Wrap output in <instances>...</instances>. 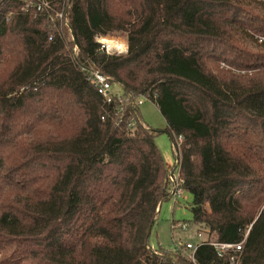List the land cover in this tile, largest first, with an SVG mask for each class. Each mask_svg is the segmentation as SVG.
I'll use <instances>...</instances> for the list:
<instances>
[{"label":"trees","instance_id":"trees-1","mask_svg":"<svg viewBox=\"0 0 264 264\" xmlns=\"http://www.w3.org/2000/svg\"><path fill=\"white\" fill-rule=\"evenodd\" d=\"M67 4L60 35L21 0L0 3V264H230L208 243L194 262L149 245L170 200L161 133L174 156L181 137L189 230L243 241L240 264H264V4ZM98 36L127 51H100ZM89 72L147 96L166 128L107 102Z\"/></svg>","mask_w":264,"mask_h":264},{"label":"built area","instance_id":"built-area-1","mask_svg":"<svg viewBox=\"0 0 264 264\" xmlns=\"http://www.w3.org/2000/svg\"><path fill=\"white\" fill-rule=\"evenodd\" d=\"M4 0H0L2 3ZM23 2V10L27 11L29 9H35L37 12L42 14H46L51 20H53L58 27L59 34L62 35V32L65 28L68 27L66 11L68 8L67 2L69 0H61L62 7L60 10L55 9L48 0H21ZM262 4H264V0H258ZM254 39L259 43L264 45V35H253ZM103 38H110V37H96V42L100 46V51L106 54L112 53H124L126 51L123 48H115L109 47L108 44L103 42ZM51 39V38H50ZM116 43H122L118 39L110 38ZM123 44V43H122ZM126 46V44H123ZM222 67L228 69L229 67L225 66L223 63L221 64ZM85 70V69H83ZM232 72L235 74L240 73L237 70L232 69ZM244 73V72H242ZM90 77L92 78L93 84L97 89L99 95H101L107 102H116L119 105H128V104H135L137 106H142L145 101H149L147 96L142 94H130L128 96H124L121 91H114L113 86L111 85L107 79L98 72H89ZM180 144H181V137H173V146L176 151L175 154V161L171 168H167L168 170V183H169V194H170V201L175 206L179 200L185 198V192L182 188V179L180 176V167H181V154H180ZM181 229V231L187 232L190 228L189 224L181 223L177 224L174 220L170 221V231L171 234L177 229ZM184 232V233H185ZM206 234H209V231H206ZM196 237L199 239V242L192 243V242H179L173 240V250L180 251L189 261L194 262V252L198 245L203 243H208L210 246L214 248L219 255H228L230 264H240L241 261V252L243 241L240 243L230 244V243H221L218 241V238L215 235H208V238L204 236V233L198 232Z\"/></svg>","mask_w":264,"mask_h":264},{"label":"rangeland","instance_id":"rangeland-1","mask_svg":"<svg viewBox=\"0 0 264 264\" xmlns=\"http://www.w3.org/2000/svg\"><path fill=\"white\" fill-rule=\"evenodd\" d=\"M113 39H118L123 44H126V40L122 36H117ZM113 90L118 92L121 91V88L115 85L113 86ZM139 112L143 121L151 128L158 130H164L166 128L167 125L164 118L156 106L150 101H145L143 105L140 106ZM156 146L162 155L166 167L171 168L174 164L175 156L169 136L166 133L158 135L156 138ZM184 195L185 198L179 200L175 206L170 200L161 204L158 219L151 230L149 238V245L152 248H157L158 245H160L164 249L173 250V240L179 242H199V239L196 237L197 233L195 234L196 228L188 230L183 235L176 231L171 234L170 231L171 220L188 223L192 219L189 211L191 197L186 193Z\"/></svg>","mask_w":264,"mask_h":264},{"label":"bare ground","instance_id":"bare-ground-1","mask_svg":"<svg viewBox=\"0 0 264 264\" xmlns=\"http://www.w3.org/2000/svg\"><path fill=\"white\" fill-rule=\"evenodd\" d=\"M103 42L105 44H108V46L111 47H115V48H120L123 44L122 43H116L113 40H110V38H103ZM121 45V46H120ZM120 46V47H119ZM122 48V47H121Z\"/></svg>","mask_w":264,"mask_h":264},{"label":"crops","instance_id":"crops-1","mask_svg":"<svg viewBox=\"0 0 264 264\" xmlns=\"http://www.w3.org/2000/svg\"><path fill=\"white\" fill-rule=\"evenodd\" d=\"M155 143H156V140H155ZM168 168V167H167ZM177 224H181V223H184V222H177L175 221ZM177 233H181L182 235L184 234L185 231H181V229L177 228L175 230ZM178 239H179V236H178ZM193 242V241H192ZM193 243H196V242H193Z\"/></svg>","mask_w":264,"mask_h":264},{"label":"clouds","instance_id":"clouds-1","mask_svg":"<svg viewBox=\"0 0 264 264\" xmlns=\"http://www.w3.org/2000/svg\"><path fill=\"white\" fill-rule=\"evenodd\" d=\"M121 47L123 48V50H124V51H126V50H127V48H126V46H125V45H122Z\"/></svg>","mask_w":264,"mask_h":264}]
</instances>
